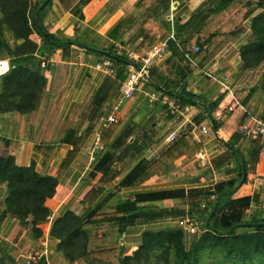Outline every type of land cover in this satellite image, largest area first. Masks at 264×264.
Wrapping results in <instances>:
<instances>
[{"label": "crops", "instance_id": "obj_1", "mask_svg": "<svg viewBox=\"0 0 264 264\" xmlns=\"http://www.w3.org/2000/svg\"><path fill=\"white\" fill-rule=\"evenodd\" d=\"M140 1L50 0L46 6V26L68 44L52 49L34 34L40 47L30 67L45 75L46 84L34 110L27 115L16 109L15 97L8 99L0 93V158L14 156L19 165L33 164L41 175H57L66 155L74 149L72 143L63 141L67 131L72 129L87 139L60 175L55 194L46 199L50 210L47 219L36 222L29 215L20 221L8 215L0 224V264H28L30 256H36L37 261L44 258L47 264H100L93 251L118 247L124 254H132L142 244L145 232L179 228L175 216L192 215L194 209L200 215L206 214L216 198L215 194L207 196V191L226 180L239 184L232 199L258 196L247 208L245 218L264 215V134L252 138L239 129L256 119L264 120V61L246 65L241 57V48L254 38L252 20L264 9L247 17L236 36L205 54L195 50L197 43L190 47L184 44L191 29L185 26L182 30L181 26L214 0H171L169 11L165 13L160 8L156 15L153 8H140ZM149 14L164 30L140 52L139 45L147 34L143 25ZM127 15L137 21L122 40L114 41L110 33ZM163 18L170 22L167 28ZM178 28L182 30L179 35ZM171 35L177 49L170 46L166 56L152 68L167 66L163 74L169 77V85L179 91L185 87L199 103H183L160 92L148 76L132 97L123 98L122 85H113L118 66L111 60L113 74L100 68L111 57L99 51L109 52L115 44L118 53L144 56ZM8 38L11 44L18 41L15 31L9 32ZM126 65L129 73L134 66ZM10 67L9 58H0V79ZM112 89L111 102L94 123L98 98ZM216 102L213 114L217 128L207 109ZM110 114L117 121L108 124ZM111 126L115 128L112 130ZM203 126L209 128L207 133L202 131ZM186 132L200 145L193 156L181 155L167 165L165 172L138 185L123 183L137 166L158 159ZM235 133L242 134L238 148L248 168L243 183V178L239 181L240 156L232 157L226 145ZM172 134L175 137L169 140ZM97 137L101 138L100 146L94 148ZM91 146L92 150L88 149ZM110 168H117L120 175L100 197L88 200L89 191ZM8 193L7 184L0 183V207ZM128 201L158 212L160 217L140 219L124 232L116 220L87 225L89 253L73 262L59 250V240L51 236L58 218L69 211L86 216L93 209L111 215Z\"/></svg>", "mask_w": 264, "mask_h": 264}, {"label": "trees", "instance_id": "obj_2", "mask_svg": "<svg viewBox=\"0 0 264 264\" xmlns=\"http://www.w3.org/2000/svg\"><path fill=\"white\" fill-rule=\"evenodd\" d=\"M43 1L0 0V58L5 56L11 63L9 71L0 79V93L8 99L15 97L16 109L25 115L34 110L35 103L46 84L45 75L30 67V61L35 60V53L40 47L34 34L52 49L68 44L67 40L50 32L46 26L47 7L40 8ZM170 3L171 0H141L138 6L145 9L153 8L156 15L160 8H163L165 13L168 12ZM260 8L264 9V0H214L210 6L197 11L186 24L181 26L182 30L185 26L191 29L184 44L190 47L192 43H197L200 52L209 54L226 39L236 36L242 29L243 21ZM148 17L143 25L147 34L139 45L140 52L156 41L158 34L164 30V27L159 29L158 21L153 19L152 15L149 14ZM136 21V17L127 15L114 27L110 37L114 41L122 40ZM162 22L166 28L170 26V22L166 19L163 18ZM182 30L178 28L176 34L179 35ZM11 31H15L18 37V41L14 44H11L8 38V33ZM252 31L253 40L241 48V57L246 65L264 61V11L254 16ZM169 46L177 49L173 39L169 40ZM109 52L118 57L117 60L109 59L118 66L117 78L113 81V85L120 88L129 75L126 71L127 65L120 59L130 61L133 59L118 53L115 44L110 47ZM165 67L167 66L151 68L148 81L160 92L168 93L183 103L196 102L195 94L186 91L185 87L179 91L169 85V77L163 74ZM112 94L113 89L98 98L94 123L105 113L108 103L113 98ZM217 105L216 102L212 108H207L216 128L218 122L213 113ZM111 128L113 130L115 126ZM86 139V135L78 136L72 129L67 131L63 141L72 143L74 149L66 155L57 175H41L33 164L19 165L14 156L1 157L0 183L7 184L9 193L3 207H0V224L8 215H14L20 221H25L29 215H33L36 222L47 219L50 210L45 205L46 199L55 194L60 175L73 162ZM241 139L242 134L235 133L229 141H226L230 155L232 157L238 155L241 159L239 181L243 178L244 168L248 170L247 162L238 148ZM199 147L190 133L186 132L158 159L137 166L124 178L123 183L129 186L143 183L154 174L165 172L167 165L181 155L193 156ZM119 175L120 171L117 168L106 170L89 191L87 199L95 200L100 197ZM237 186L238 183L234 180H226L218 183L213 191H207V196L215 194L216 198L210 202L208 212L200 218L201 231L198 233L189 234L182 227L149 230L145 232L142 244L132 254H124L120 247L93 251L92 254L99 258L100 264H264V226L242 225L264 222V215L261 214L245 218L247 208L253 200L258 199V196L232 199ZM215 208H217L216 213L212 215ZM191 213H195V209ZM159 217L160 213H153L148 208H140L137 202L133 201L121 203L115 214L111 215L99 213L95 209L86 216H77L69 211L56 220L51 236L59 240V250L73 262L89 253L87 225L116 220L120 224V231L124 232L129 225L140 219L151 221ZM31 264L47 263L44 258H40L36 263Z\"/></svg>", "mask_w": 264, "mask_h": 264}, {"label": "built area", "instance_id": "obj_3", "mask_svg": "<svg viewBox=\"0 0 264 264\" xmlns=\"http://www.w3.org/2000/svg\"><path fill=\"white\" fill-rule=\"evenodd\" d=\"M171 35L169 38L162 40L161 42L155 44L144 56H139L134 52H129V57L133 59V61L138 64L136 67L129 72L127 79L123 82L121 91L123 98H130L134 95L135 91L139 88L141 81L144 77L149 75L150 69L156 63V61L163 59L166 54L170 50L169 39L173 38ZM195 50L198 51L199 47H195ZM100 68H105L109 73L113 74L112 61L111 59L105 60L103 63L99 65ZM117 121V118L114 114H110L106 119V123L111 124ZM240 131L252 138H257L258 136L264 134V120L256 119L253 123L244 124L240 126ZM202 131L207 133L209 128L206 126L202 127ZM175 137V134H172L169 137V140H172ZM101 138L97 137L94 148H98L100 146ZM93 148V149H94ZM88 149L92 150V146ZM199 155H203V152H199ZM179 225L187 232L194 233L198 226L196 223L190 219L189 217H184V219L179 221ZM36 256H30L27 259V263L31 264L32 262H36Z\"/></svg>", "mask_w": 264, "mask_h": 264}, {"label": "water", "instance_id": "obj_4", "mask_svg": "<svg viewBox=\"0 0 264 264\" xmlns=\"http://www.w3.org/2000/svg\"><path fill=\"white\" fill-rule=\"evenodd\" d=\"M49 2H50V0H45V1L43 2V4L41 5L40 8H41V9H42V8H45V7L48 5ZM99 52L104 53V54H106L107 56H110V57L113 58V59H118V57H117L116 55H114V54H110L109 52H105V51H99ZM120 61L123 62V63H125V64L133 65L134 67H136V64H135V63H132V62L129 61V60L120 59ZM246 176H247V170L244 169V176H243V179H242L241 183L244 182V180L246 179ZM216 210H217V208H215V209L213 210L212 215H214V214L216 213ZM242 225L245 226V227H246V226H249V225H252V226H254V227H259V226H264V222H259V223H244V224H242Z\"/></svg>", "mask_w": 264, "mask_h": 264}, {"label": "rangeland", "instance_id": "obj_5", "mask_svg": "<svg viewBox=\"0 0 264 264\" xmlns=\"http://www.w3.org/2000/svg\"><path fill=\"white\" fill-rule=\"evenodd\" d=\"M43 4V3H42ZM41 4V5H42ZM41 7V6H40ZM43 9V8H42ZM241 182V181H240ZM239 185V184H238ZM256 215V214H255ZM176 217V220H177V225L178 226H180L179 225V221L180 220H182V219H184V217H189L190 219H192L195 223H196V225L198 226V228H197V230L194 232V233H198V232H200L201 231V221H200V218H203L202 217V214L200 215V213H198V212H195L194 214H192V215H185V216H182V214L181 215H179V216H175ZM181 227V226H180ZM194 233H190L189 232V234H194Z\"/></svg>", "mask_w": 264, "mask_h": 264}]
</instances>
